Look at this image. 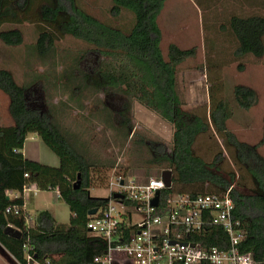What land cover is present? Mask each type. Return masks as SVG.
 <instances>
[{"label": "trees", "instance_id": "obj_1", "mask_svg": "<svg viewBox=\"0 0 264 264\" xmlns=\"http://www.w3.org/2000/svg\"><path fill=\"white\" fill-rule=\"evenodd\" d=\"M167 1L111 0L112 16L118 17L124 10L132 14L133 24L125 31L89 14L77 0H0V41L9 47L21 46L24 43L22 31L3 30V27L31 23L38 32L33 49L41 61L55 56L58 40L67 36L90 46L89 52L74 57L59 82L71 87L73 97L89 91L106 94L118 91L129 95L171 124L170 152L160 146L148 161L150 168L153 164L166 165L164 169L172 173V187L161 192L160 207L172 192L223 193L235 184L231 190L236 207L234 216L245 232L240 249L251 253L256 262H264V157L259 153L264 135L254 145L239 141L227 127L234 110L223 98L213 101L209 118L183 109L177 88L178 66L195 58L197 48L184 50L170 44L165 59L158 18ZM227 29L237 41L234 52L237 59L264 56V16L232 15ZM29 90L18 84L9 69L0 67V91L9 98L8 113L13 121L11 126L0 127V245L7 257L18 264H26L25 243L40 264H96L95 258L106 253L107 243L90 234L89 212L104 206L108 199L90 194L94 162L88 156V146L83 149L61 128L51 112L33 106L28 98ZM234 95L240 109L248 111L257 103L256 92L249 87L236 86ZM127 108L126 103L120 112L122 116ZM103 111L107 114L108 109ZM119 124L121 126L116 128L125 141L132 134L135 136V132L131 133L129 118L123 116ZM210 129L234 149L236 162L248 173L256 191L244 192L235 182L234 174L225 177L221 173L222 153L211 163L195 154V142ZM30 134L39 136L59 157V167L46 166L24 156V144ZM78 181L80 186L76 189ZM25 186L59 193L58 197L70 209L69 223L61 224L50 212L41 211L27 230L22 216L7 215V208L23 205L22 198H10L7 192L20 193ZM204 186L213 192H203ZM10 225L21 230L20 238L6 233ZM188 239L208 247L225 249L228 246V234L219 227L210 228L199 238L190 236Z\"/></svg>", "mask_w": 264, "mask_h": 264}, {"label": "rangeland", "instance_id": "obj_2", "mask_svg": "<svg viewBox=\"0 0 264 264\" xmlns=\"http://www.w3.org/2000/svg\"><path fill=\"white\" fill-rule=\"evenodd\" d=\"M77 3L113 27L129 31L133 24L132 14L126 10L118 17L112 16L111 0H77ZM232 15L264 16V0H169L158 18L162 32L161 50L167 59L170 44L184 50L197 48L195 58L178 66L177 88L183 109L209 118L213 101L227 100L234 110L233 118L227 123L228 129L239 141L254 145L264 135V56L248 55L241 59L234 56L237 41L227 29ZM16 28L22 31L24 43L9 47L0 41V67L9 69L18 84L30 88L28 98L33 106L51 112L61 128L83 149L88 146V156L94 162L92 197L107 198V183L114 171L141 182L157 177L162 170L166 171V165L158 167L153 164L150 168L148 161L160 146L165 152H170L171 124L129 95L118 91L109 94L89 91L73 97L71 87H64L59 82L74 57L89 52L90 46L67 36L58 40L55 56L41 61L33 49L38 37L35 25H5L3 30ZM236 86L249 87L256 92L257 103L250 110L238 107L234 95ZM126 103L128 108L123 111V116L130 120L131 133L135 132V136L132 134L127 141L116 128L121 126L119 122L123 116L120 112ZM8 106L9 98L0 91L1 127L13 124ZM105 108L108 109L107 114L103 111ZM194 145L195 154L207 163L222 153L221 173L225 177L234 174L235 182L244 192L256 191L248 173L236 162L234 149L226 145L215 131L210 129ZM259 153L264 157V144ZM23 154L46 166L60 165L59 157L35 134L28 136ZM202 191L213 192L208 186H204ZM26 205L32 216L48 211L61 224L70 221V209L57 193L34 189L29 193ZM0 264L18 263L0 252Z\"/></svg>", "mask_w": 264, "mask_h": 264}, {"label": "built area", "instance_id": "obj_3", "mask_svg": "<svg viewBox=\"0 0 264 264\" xmlns=\"http://www.w3.org/2000/svg\"><path fill=\"white\" fill-rule=\"evenodd\" d=\"M161 176L143 183L117 171L110 174L108 201L87 223L90 234L107 243L106 253L95 258L96 264H264L240 249L245 232L234 216L231 190L235 184L223 193L172 192L160 207L161 192L167 189ZM32 191L31 186H25L20 193L7 192L10 198H22L23 205L11 206L5 213L22 216L27 230L34 220L26 205ZM157 192L158 205L153 206ZM212 227L228 234L227 248L208 247L188 239L199 238ZM9 228L21 233L11 225ZM24 258L26 264H40L28 243L24 245Z\"/></svg>", "mask_w": 264, "mask_h": 264}, {"label": "water", "instance_id": "obj_4", "mask_svg": "<svg viewBox=\"0 0 264 264\" xmlns=\"http://www.w3.org/2000/svg\"><path fill=\"white\" fill-rule=\"evenodd\" d=\"M161 178L164 181L166 187L167 188H171V186H172V173H171V171H168V170L163 171ZM79 186H80V182L78 181L75 188L77 189V188H79ZM159 194L160 193L157 192V197L152 202L153 206H157L158 205ZM115 198H121V196L115 195ZM96 213H97V209L91 210L89 212V216L95 215ZM6 233L8 235H11V236L15 237V238H20L21 237V233L19 231H16V230L12 229V228H7L6 229ZM0 252H1L2 255L7 256V252L3 249V247L1 245H0Z\"/></svg>", "mask_w": 264, "mask_h": 264}, {"label": "crops", "instance_id": "obj_5", "mask_svg": "<svg viewBox=\"0 0 264 264\" xmlns=\"http://www.w3.org/2000/svg\"><path fill=\"white\" fill-rule=\"evenodd\" d=\"M12 125V124H11ZM11 125H9V126H11ZM1 127V126H0ZM3 127V126H2Z\"/></svg>", "mask_w": 264, "mask_h": 264}]
</instances>
